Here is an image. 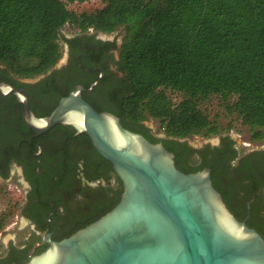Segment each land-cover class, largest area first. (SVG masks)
Listing matches in <instances>:
<instances>
[{"label":"trees","instance_id":"obj_1","mask_svg":"<svg viewBox=\"0 0 264 264\" xmlns=\"http://www.w3.org/2000/svg\"><path fill=\"white\" fill-rule=\"evenodd\" d=\"M91 1L0 0V64L18 77L39 76L61 60L67 25L106 34L123 28L119 66L126 88L115 99L117 116L158 122L167 137L162 142L173 150L171 138L221 131L208 108L217 100L227 116L264 139V0H103L90 13L68 8ZM175 161L186 174L199 171L186 169L177 153Z\"/></svg>","mask_w":264,"mask_h":264},{"label":"flooded vegetation","instance_id":"obj_2","mask_svg":"<svg viewBox=\"0 0 264 264\" xmlns=\"http://www.w3.org/2000/svg\"><path fill=\"white\" fill-rule=\"evenodd\" d=\"M114 33L110 37L95 29H65L63 56L52 69L23 78L0 64V88L22 91L38 119L51 115L79 87L81 97L97 112L117 116L115 99L126 88L119 66L125 34ZM24 114L20 95L0 92V179L17 183V213L23 229H28L22 241L11 238L0 249V264L28 263L47 250V238L54 242L69 238L107 214L123 193L112 164L87 134L70 125L37 134ZM117 117L125 129L150 142L151 137L158 139L168 150L162 142L166 135L153 133L147 121L134 124ZM228 127L210 137L193 136L195 143L191 137L171 138L173 150L168 151L175 160L177 153L186 169L209 170L229 211L264 238V139H255L251 130L244 139Z\"/></svg>","mask_w":264,"mask_h":264},{"label":"water","instance_id":"obj_3","mask_svg":"<svg viewBox=\"0 0 264 264\" xmlns=\"http://www.w3.org/2000/svg\"><path fill=\"white\" fill-rule=\"evenodd\" d=\"M26 124L37 134L70 125L87 134L122 183L120 202L107 214L26 264H264V238L229 211L210 171L186 174L162 144L125 129L119 118L97 112L79 87L51 115Z\"/></svg>","mask_w":264,"mask_h":264},{"label":"rangeland","instance_id":"obj_4","mask_svg":"<svg viewBox=\"0 0 264 264\" xmlns=\"http://www.w3.org/2000/svg\"><path fill=\"white\" fill-rule=\"evenodd\" d=\"M103 0H93L87 3H74L68 5L69 10L81 13H90L95 10L103 8ZM118 33L125 34L123 28L118 29ZM115 35L111 34L110 37ZM209 113L213 120L218 119V124L221 128H227L228 125L231 126L230 131L239 133L244 139L248 138L252 133L249 128L243 127L240 123L236 122L235 118L227 116L223 110L219 107L218 101L213 100L208 104ZM147 125L151 126L153 133H163L160 130L159 124L156 121L148 120ZM192 143H195L197 138H189ZM17 183L15 182H5L0 179V220L4 217L5 223L2 231H0V249L7 244V242L12 238L15 242L22 241L28 234V229H23L22 220L18 217L17 209L20 205V196L17 193ZM22 229V230H21Z\"/></svg>","mask_w":264,"mask_h":264},{"label":"built area","instance_id":"obj_5","mask_svg":"<svg viewBox=\"0 0 264 264\" xmlns=\"http://www.w3.org/2000/svg\"><path fill=\"white\" fill-rule=\"evenodd\" d=\"M69 28H71V29H74L75 30V28H73L72 26H70V25H67L63 30H65V29H69Z\"/></svg>","mask_w":264,"mask_h":264}]
</instances>
